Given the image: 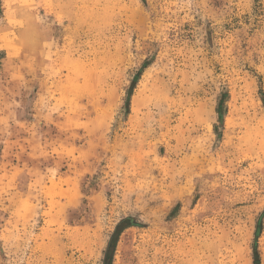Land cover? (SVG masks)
I'll return each mask as SVG.
<instances>
[{
    "label": "rangeland",
    "instance_id": "374dc122",
    "mask_svg": "<svg viewBox=\"0 0 264 264\" xmlns=\"http://www.w3.org/2000/svg\"><path fill=\"white\" fill-rule=\"evenodd\" d=\"M126 218L112 264H264V0H0V264Z\"/></svg>",
    "mask_w": 264,
    "mask_h": 264
},
{
    "label": "trees",
    "instance_id": "16d2710c",
    "mask_svg": "<svg viewBox=\"0 0 264 264\" xmlns=\"http://www.w3.org/2000/svg\"><path fill=\"white\" fill-rule=\"evenodd\" d=\"M222 109H223V105L222 103H220L219 108H218V112L220 115V118L222 117ZM132 226H135V222L133 218H126L123 219L116 227L115 232L112 234L107 248L105 250L104 253V260H103V264H112V259L114 256V252L116 249V245H117V241L119 236L121 235V233L126 230L127 228H130ZM259 234L257 233V236ZM255 264H261L260 263V258H259V254L257 252V249L255 248Z\"/></svg>",
    "mask_w": 264,
    "mask_h": 264
}]
</instances>
